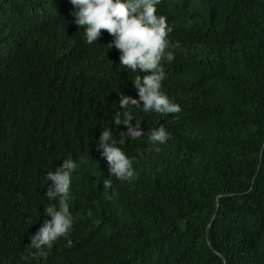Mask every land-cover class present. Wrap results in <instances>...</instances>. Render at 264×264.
<instances>
[{"label": "trees", "instance_id": "obj_1", "mask_svg": "<svg viewBox=\"0 0 264 264\" xmlns=\"http://www.w3.org/2000/svg\"><path fill=\"white\" fill-rule=\"evenodd\" d=\"M70 8L0 0V264H264V0H160L178 42L161 88L180 111L134 109L131 181L109 175L96 138L126 130L112 116L135 74L106 30L84 43ZM157 125L170 136L153 151ZM81 155L71 230L31 255L52 203L44 172Z\"/></svg>", "mask_w": 264, "mask_h": 264}, {"label": "clouds", "instance_id": "obj_2", "mask_svg": "<svg viewBox=\"0 0 264 264\" xmlns=\"http://www.w3.org/2000/svg\"><path fill=\"white\" fill-rule=\"evenodd\" d=\"M160 0H68L71 5L69 15L72 23L83 29L86 44L97 42L101 29L107 31L112 39L105 43L107 48L115 47L119 52V65L135 75L130 79L136 96L119 93V111L112 116V125L123 124L126 130L119 132V138L112 129L105 127L100 131L96 148L108 167L109 175L121 181L135 178L132 158L121 147L126 138L137 139L144 135L140 128L141 119L134 115V109L144 113L155 112L161 115L180 111V105L170 98L161 88L165 72L161 61L173 60L172 49L178 42H170L168 34L171 25L166 16L156 11ZM138 73H143L138 74ZM142 102V103H140ZM170 133L163 125L149 130L147 140L152 142L153 151H159ZM81 155L74 160L71 156L62 159L54 169L45 170L48 181L44 196L52 203L43 207L46 214L40 226L29 236L27 248L31 255L45 256L53 243L60 237H67L73 216L69 208L70 184L74 171L81 163H86ZM110 181L104 180L108 186ZM66 246H71L65 240ZM35 250L34 252L32 250Z\"/></svg>", "mask_w": 264, "mask_h": 264}]
</instances>
